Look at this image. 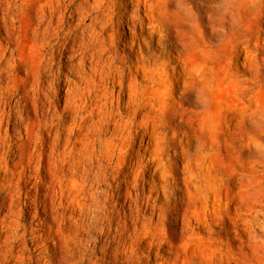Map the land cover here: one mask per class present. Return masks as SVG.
<instances>
[{"label":"bare ground","instance_id":"bare-ground-1","mask_svg":"<svg viewBox=\"0 0 264 264\" xmlns=\"http://www.w3.org/2000/svg\"><path fill=\"white\" fill-rule=\"evenodd\" d=\"M0 193V264H264V0H0Z\"/></svg>","mask_w":264,"mask_h":264},{"label":"rangeland","instance_id":"rangeland-1","mask_svg":"<svg viewBox=\"0 0 264 264\" xmlns=\"http://www.w3.org/2000/svg\"><path fill=\"white\" fill-rule=\"evenodd\" d=\"M129 9H131V6H129ZM200 12H202L201 10H199ZM203 13H201L202 15ZM141 18H144V15L141 13L139 15ZM116 17H114V20H116ZM87 22H89V20H87ZM204 22V21H203ZM205 23V22H204ZM117 45V48H118V51L120 53H122V48L124 46H122L118 41L116 43ZM125 53H130V51L128 49H125L124 50ZM20 76L23 75V72H19L18 73ZM236 74L240 77V78H246L249 76V72L248 70H246V68L244 67V71H241L239 70L238 68L236 69ZM10 104H11V111H14V101L13 99L10 100ZM19 190H17L15 188L14 185L10 186L9 187V190L10 192L12 193V197L15 199V203L17 204L18 207L21 208V213L19 215V219H20V222L22 223V225L25 227V229L29 232V233H32V234H37L40 229H42V226H41V223L39 221V217H40V214L37 213V215L35 217H31L29 215V212L31 210L30 208V205H31V200H33V196H32V193H30L31 191V182L29 181V177L27 176V172H26V175L25 177H22V179L20 180V184L18 186ZM1 194V193H0ZM67 210H63L62 212L65 214ZM2 219H6L5 216H1ZM100 232L97 231L94 235H95V238L97 241H100L99 244H97V241H96V245L94 247V249L96 250V252L98 253L99 252V248H100V245H101V236H100ZM102 239H104V236H102ZM46 247L47 249H50L51 248V244L50 242H46ZM92 245V243H91ZM103 264H107V263H103Z\"/></svg>","mask_w":264,"mask_h":264},{"label":"clouds","instance_id":"clouds-1","mask_svg":"<svg viewBox=\"0 0 264 264\" xmlns=\"http://www.w3.org/2000/svg\"><path fill=\"white\" fill-rule=\"evenodd\" d=\"M232 65L236 68H238L239 70L241 71H244V54H243V51L239 52L234 58H233V63ZM229 75H230V71H229ZM63 90V87H61V91ZM177 170L180 171L181 167H182V164L184 162V159L180 156H178L177 158ZM241 171H244L243 169ZM246 172V171H244ZM235 180V178H233V181ZM177 191H179V189H177ZM19 228L15 229L13 231V235H12V239L15 240V239H19L20 237L18 235H16L15 233L18 232ZM101 236V240H102V236L103 234L101 233L100 234ZM245 239L247 240L248 237H247V234H245ZM100 241H97V244H99Z\"/></svg>","mask_w":264,"mask_h":264}]
</instances>
